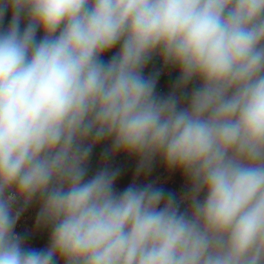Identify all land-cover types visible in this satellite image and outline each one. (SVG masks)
I'll list each match as a JSON object with an SVG mask.
<instances>
[{
  "label": "clouds",
  "instance_id": "1",
  "mask_svg": "<svg viewBox=\"0 0 264 264\" xmlns=\"http://www.w3.org/2000/svg\"><path fill=\"white\" fill-rule=\"evenodd\" d=\"M0 264H264V0H0Z\"/></svg>",
  "mask_w": 264,
  "mask_h": 264
},
{
  "label": "rangeland",
  "instance_id": "2",
  "mask_svg": "<svg viewBox=\"0 0 264 264\" xmlns=\"http://www.w3.org/2000/svg\"><path fill=\"white\" fill-rule=\"evenodd\" d=\"M123 166L125 169L124 175L121 178V186L130 182L131 176L134 174V161L129 158H122ZM95 164V159L93 161ZM151 179L157 180L160 183L165 184L167 187H171L174 191H179L180 187L182 186V181L179 177L170 178L169 175L165 172L162 166H157L152 174ZM171 179V183L169 184L168 181ZM35 211L36 209L30 208L24 215H23V225L21 228V234L27 232L28 233V241L31 246L33 247H43L47 243L46 233L41 231L32 230V225L34 224L35 218Z\"/></svg>",
  "mask_w": 264,
  "mask_h": 264
},
{
  "label": "trees",
  "instance_id": "3",
  "mask_svg": "<svg viewBox=\"0 0 264 264\" xmlns=\"http://www.w3.org/2000/svg\"><path fill=\"white\" fill-rule=\"evenodd\" d=\"M7 22V21H6ZM175 74L173 73V76ZM170 81H171V77L169 76H164L161 78V81H160V88L161 90H166L170 84Z\"/></svg>",
  "mask_w": 264,
  "mask_h": 264
},
{
  "label": "built area",
  "instance_id": "4",
  "mask_svg": "<svg viewBox=\"0 0 264 264\" xmlns=\"http://www.w3.org/2000/svg\"><path fill=\"white\" fill-rule=\"evenodd\" d=\"M22 225H23V218H22V221H21V222L18 224V226H17V232H18V233H21Z\"/></svg>",
  "mask_w": 264,
  "mask_h": 264
}]
</instances>
